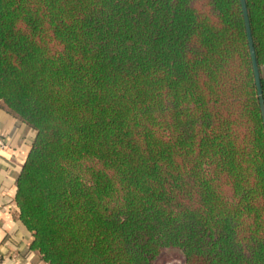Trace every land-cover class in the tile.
I'll return each instance as SVG.
<instances>
[{
  "label": "trees",
  "instance_id": "16d2710c",
  "mask_svg": "<svg viewBox=\"0 0 264 264\" xmlns=\"http://www.w3.org/2000/svg\"><path fill=\"white\" fill-rule=\"evenodd\" d=\"M246 6L261 76L264 0ZM0 111L9 147L33 133L15 202L43 263L264 264L241 0H0Z\"/></svg>",
  "mask_w": 264,
  "mask_h": 264
},
{
  "label": "crops",
  "instance_id": "0c3cea01",
  "mask_svg": "<svg viewBox=\"0 0 264 264\" xmlns=\"http://www.w3.org/2000/svg\"><path fill=\"white\" fill-rule=\"evenodd\" d=\"M264 91V67L261 71ZM13 120L0 111V134L9 138ZM33 133L18 127L16 146L0 152V264H45L38 254L30 251L31 237L22 227L15 202V181L28 154ZM24 137H27L24 143Z\"/></svg>",
  "mask_w": 264,
  "mask_h": 264
},
{
  "label": "water",
  "instance_id": "95a60500",
  "mask_svg": "<svg viewBox=\"0 0 264 264\" xmlns=\"http://www.w3.org/2000/svg\"><path fill=\"white\" fill-rule=\"evenodd\" d=\"M241 5H242V9H243V15H244V19H245V26H246L247 36H248L250 53H251V57H252V61H253L255 80H256V84H257V89H258V94H259V98H260V103H261V108H262V113H263V119H264V91H263V87H262V83H261L260 71H259V68L257 65V61H256V55H255V50H254V45H253V39H252V34H251L250 21H249L247 6H246V0H241Z\"/></svg>",
  "mask_w": 264,
  "mask_h": 264
},
{
  "label": "rangeland",
  "instance_id": "374dc122",
  "mask_svg": "<svg viewBox=\"0 0 264 264\" xmlns=\"http://www.w3.org/2000/svg\"><path fill=\"white\" fill-rule=\"evenodd\" d=\"M155 264H185V261L178 251H169L164 253Z\"/></svg>",
  "mask_w": 264,
  "mask_h": 264
},
{
  "label": "built area",
  "instance_id": "2783aa9c",
  "mask_svg": "<svg viewBox=\"0 0 264 264\" xmlns=\"http://www.w3.org/2000/svg\"><path fill=\"white\" fill-rule=\"evenodd\" d=\"M10 144V138L5 134H0V152L8 150Z\"/></svg>",
  "mask_w": 264,
  "mask_h": 264
}]
</instances>
